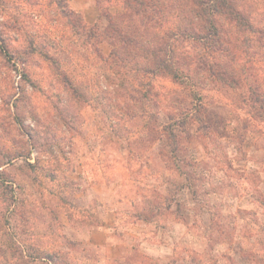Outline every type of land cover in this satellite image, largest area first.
Masks as SVG:
<instances>
[{"label":"clouds","instance_id":"obj_1","mask_svg":"<svg viewBox=\"0 0 264 264\" xmlns=\"http://www.w3.org/2000/svg\"><path fill=\"white\" fill-rule=\"evenodd\" d=\"M0 264H264V0H0Z\"/></svg>","mask_w":264,"mask_h":264}]
</instances>
